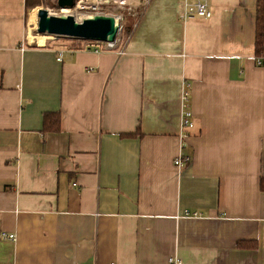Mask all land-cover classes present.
<instances>
[{
	"label": "crops",
	"instance_id": "0c3cea01",
	"mask_svg": "<svg viewBox=\"0 0 264 264\" xmlns=\"http://www.w3.org/2000/svg\"><path fill=\"white\" fill-rule=\"evenodd\" d=\"M263 1L182 21L146 0L95 53L32 46L25 0H0V264H264Z\"/></svg>",
	"mask_w": 264,
	"mask_h": 264
},
{
	"label": "rangeland",
	"instance_id": "374dc122",
	"mask_svg": "<svg viewBox=\"0 0 264 264\" xmlns=\"http://www.w3.org/2000/svg\"><path fill=\"white\" fill-rule=\"evenodd\" d=\"M146 0H128L127 4H118L114 3V0H75V5L71 8L70 14H63L62 9L57 8V0H41L39 6L35 7L32 10L27 11L26 15V29H27V38L25 42H28V34L31 32L34 36L39 35L36 31V26H29L28 19L29 15L33 14L36 16L38 9L46 10L50 15L60 16V15H71L76 21L77 19L81 21L82 17H89L92 15H103L107 17L114 18L115 22L118 24L119 30L117 33V38L119 42L124 40L128 36V28L137 23L139 19L143 4ZM81 8V9H80ZM37 19V18H36ZM84 19V18H83ZM192 20H199L198 18ZM78 21V22H79ZM32 28V29H31ZM31 30V31H30ZM131 34V33H130ZM42 35V34H40ZM48 39H43L39 45L42 43L47 44H58L66 46L70 43L71 38L57 37V36H48ZM46 38V37H45ZM96 45V43H94ZM32 46H37L38 44L31 42Z\"/></svg>",
	"mask_w": 264,
	"mask_h": 264
},
{
	"label": "water",
	"instance_id": "95a60500",
	"mask_svg": "<svg viewBox=\"0 0 264 264\" xmlns=\"http://www.w3.org/2000/svg\"><path fill=\"white\" fill-rule=\"evenodd\" d=\"M75 0H57L60 9L73 7ZM38 34L83 40L94 43H114L119 30L114 18L92 15L76 21L71 15H50L44 9L37 11Z\"/></svg>",
	"mask_w": 264,
	"mask_h": 264
},
{
	"label": "built area",
	"instance_id": "2783aa9c",
	"mask_svg": "<svg viewBox=\"0 0 264 264\" xmlns=\"http://www.w3.org/2000/svg\"><path fill=\"white\" fill-rule=\"evenodd\" d=\"M183 5V10L179 16V19L182 21H188L195 18L198 19H209L212 16L211 11L209 10L207 0H181ZM81 9V8H80ZM119 43V39L116 38L114 43H96L97 49L94 50L95 53L99 52V49L104 48L105 50H113L117 48ZM98 47H100L98 49ZM59 60H61V56H59ZM255 62L257 66H264V53L260 56L255 57ZM188 90L184 89L181 93V114H180V126L181 129H190L193 127V121L191 112L188 110ZM188 161L187 157L176 158L174 164L176 166H180L183 162L186 163ZM184 215H192L198 216L196 213H190L188 211L184 212ZM8 240L15 241L14 235H7Z\"/></svg>",
	"mask_w": 264,
	"mask_h": 264
},
{
	"label": "trees",
	"instance_id": "16d2710c",
	"mask_svg": "<svg viewBox=\"0 0 264 264\" xmlns=\"http://www.w3.org/2000/svg\"><path fill=\"white\" fill-rule=\"evenodd\" d=\"M41 0H25V18L28 10H32L35 7L39 6ZM75 4V1H74ZM57 8H59L57 6ZM60 9V8H59ZM257 16H256V27H255V55L260 56L264 53V1L257 5ZM133 25H131L127 30L128 33L131 32ZM94 44V42H88L83 40L72 39L70 43L67 44L68 47L73 49H82L84 44ZM52 121V123L48 126V122ZM59 124V115L57 113H49L44 115V126L45 130L48 131H57ZM130 136V135H129ZM127 137V136H126ZM259 187L262 191H264V178L260 179ZM239 247H249L255 248L256 244L250 245V243H239Z\"/></svg>",
	"mask_w": 264,
	"mask_h": 264
},
{
	"label": "bare ground",
	"instance_id": "6f19581e",
	"mask_svg": "<svg viewBox=\"0 0 264 264\" xmlns=\"http://www.w3.org/2000/svg\"><path fill=\"white\" fill-rule=\"evenodd\" d=\"M127 1L128 0H114V3H118V4H121V5H123V4H127ZM131 1V0H130ZM38 11V10H37ZM61 12L63 13V14H70V12H71V10L69 9V8H63L62 10H61ZM37 16H35V15H33V14H30L29 15V19L27 20L28 21V24H29V26L31 27V26H36L37 25ZM83 18H85V17H82L81 19H83ZM77 21H79L78 19H77ZM32 29V28H31ZM31 31V30H30ZM46 37V38H45ZM43 39H48V37L47 36H45V35H37V36H34L31 32L28 34V41L31 43V42H34V43H36V44H38L39 45V43L43 40Z\"/></svg>",
	"mask_w": 264,
	"mask_h": 264
}]
</instances>
